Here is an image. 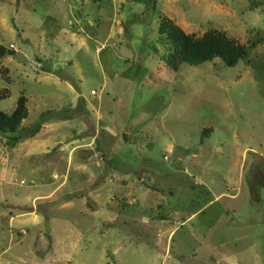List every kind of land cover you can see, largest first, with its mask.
Listing matches in <instances>:
<instances>
[{"label": "rangeland", "instance_id": "374dc122", "mask_svg": "<svg viewBox=\"0 0 264 264\" xmlns=\"http://www.w3.org/2000/svg\"><path fill=\"white\" fill-rule=\"evenodd\" d=\"M162 16L247 51L172 70ZM0 45V264H264V0H0Z\"/></svg>", "mask_w": 264, "mask_h": 264}, {"label": "trees", "instance_id": "16d2710c", "mask_svg": "<svg viewBox=\"0 0 264 264\" xmlns=\"http://www.w3.org/2000/svg\"><path fill=\"white\" fill-rule=\"evenodd\" d=\"M156 30L167 44V54L163 56L164 64L172 70L179 63L196 65L213 58L220 59L225 66H234L247 51L246 45L238 43L222 31L208 29L195 36L193 33L184 32L165 16L158 21ZM3 54L11 55L13 50L0 45V56ZM26 114L25 97L19 95L9 112L0 110V135L11 134L8 137L12 142L20 139L18 129Z\"/></svg>", "mask_w": 264, "mask_h": 264}, {"label": "water", "instance_id": "95a60500", "mask_svg": "<svg viewBox=\"0 0 264 264\" xmlns=\"http://www.w3.org/2000/svg\"><path fill=\"white\" fill-rule=\"evenodd\" d=\"M114 264V263H113Z\"/></svg>", "mask_w": 264, "mask_h": 264}]
</instances>
